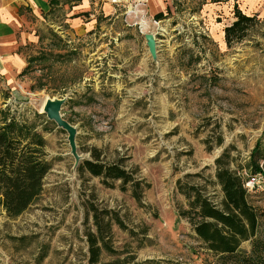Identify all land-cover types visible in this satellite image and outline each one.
<instances>
[{
	"label": "rangeland",
	"instance_id": "rangeland-1",
	"mask_svg": "<svg viewBox=\"0 0 264 264\" xmlns=\"http://www.w3.org/2000/svg\"><path fill=\"white\" fill-rule=\"evenodd\" d=\"M206 2L175 0L165 19L148 15L143 32L118 22L115 38L98 32L68 42L46 30L25 72L0 75V119L16 115L36 126L52 163L43 192L22 214L9 217L0 201V264H229L180 215L188 199L178 180L221 205L215 161L225 154L228 167L259 185L248 199L264 208V170L250 168L257 145L264 155V18L242 41L221 46L209 32ZM145 33L156 36V60ZM64 97L76 153L69 132L41 113L45 99ZM93 148L144 181L141 202L131 185L108 187L79 173L77 161L92 158ZM91 203L117 211L128 227L113 222L109 242L119 252L104 249L95 263L86 235L96 231Z\"/></svg>",
	"mask_w": 264,
	"mask_h": 264
},
{
	"label": "trees",
	"instance_id": "trees-1",
	"mask_svg": "<svg viewBox=\"0 0 264 264\" xmlns=\"http://www.w3.org/2000/svg\"><path fill=\"white\" fill-rule=\"evenodd\" d=\"M235 20L224 29L228 45L242 41L248 35L256 15L245 14L236 4ZM163 13L155 16L156 20L164 18ZM54 53L50 52L49 55ZM48 56V55H47ZM47 56H41L42 59ZM35 57H30V62ZM28 65L23 72L30 66ZM7 110H3L5 114ZM46 139L36 126L17 119L12 115L7 121L0 119V201L9 217H17L36 200L44 190L45 177L52 168V163L45 153ZM225 154L216 159V179L221 185L224 197L221 205L214 203L202 188L182 183L178 180L179 190L188 199V208L179 213L188 217L196 236L221 262L229 264H264V208L250 203L248 195L253 189L246 186L248 177L227 166ZM261 147L257 145L251 155L252 173L262 172ZM79 173L89 171L98 176L104 185L114 187L120 180L122 190L131 185L134 197L141 202L143 183L134 175V171L126 169L122 160L106 163L102 160L97 148L92 149V158H84L78 165ZM96 231L88 230L90 261L101 260L102 251L111 253L119 250L110 244L113 222L122 228H128L119 213L111 209H99L95 203L90 204ZM131 233H135L133 229ZM250 240V248L241 246L244 240ZM113 264V262H107ZM138 264V263H137Z\"/></svg>",
	"mask_w": 264,
	"mask_h": 264
},
{
	"label": "crops",
	"instance_id": "crops-1",
	"mask_svg": "<svg viewBox=\"0 0 264 264\" xmlns=\"http://www.w3.org/2000/svg\"><path fill=\"white\" fill-rule=\"evenodd\" d=\"M175 0H0V75L8 79L23 73L28 65L29 49L43 40L48 30L67 38L80 40L98 32L120 35L116 23L143 32L148 15L163 13L165 19ZM247 15L264 18V0H207L205 11L211 22L209 32L226 45L225 27L235 20V5ZM223 16V20L220 19ZM160 19V20H162ZM135 27V28H132ZM137 27V28H136Z\"/></svg>",
	"mask_w": 264,
	"mask_h": 264
},
{
	"label": "water",
	"instance_id": "water-1",
	"mask_svg": "<svg viewBox=\"0 0 264 264\" xmlns=\"http://www.w3.org/2000/svg\"><path fill=\"white\" fill-rule=\"evenodd\" d=\"M145 39H146L150 54L152 55L153 59L156 60L157 53H158L156 36L153 33H145ZM66 99H67L66 97L61 98V99L59 98L47 99V101H45L46 103L41 113H46L49 120L55 121L59 127H63L69 132V141H70V144L72 145L73 152L76 153L77 146L75 142V137H76L77 130L72 124L66 121L62 117V114H61V108L63 104L66 102ZM82 159H84V157H82L80 160L77 161V164H76L77 168Z\"/></svg>",
	"mask_w": 264,
	"mask_h": 264
},
{
	"label": "built area",
	"instance_id": "built-area-1",
	"mask_svg": "<svg viewBox=\"0 0 264 264\" xmlns=\"http://www.w3.org/2000/svg\"><path fill=\"white\" fill-rule=\"evenodd\" d=\"M114 1H116V0H114ZM246 186H247L249 189H253L254 186H255L254 179H252V178L248 179V181L246 182Z\"/></svg>",
	"mask_w": 264,
	"mask_h": 264
},
{
	"label": "bare ground",
	"instance_id": "bare-ground-1",
	"mask_svg": "<svg viewBox=\"0 0 264 264\" xmlns=\"http://www.w3.org/2000/svg\"><path fill=\"white\" fill-rule=\"evenodd\" d=\"M47 99H49V98H47ZM47 99H45V101H47ZM45 101H44V103H43V108H44V105H45V103H46ZM43 108H42V110H43Z\"/></svg>",
	"mask_w": 264,
	"mask_h": 264
}]
</instances>
